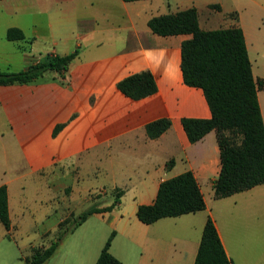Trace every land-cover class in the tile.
<instances>
[{
	"label": "crops",
	"instance_id": "0c3cea01",
	"mask_svg": "<svg viewBox=\"0 0 264 264\" xmlns=\"http://www.w3.org/2000/svg\"><path fill=\"white\" fill-rule=\"evenodd\" d=\"M172 1H0L1 72L78 52L64 78L51 71L29 84L0 86V187L8 189L12 226L8 232L0 222V264H21L33 248L49 247L72 214L110 207L119 192L116 207L89 217L47 264H96L114 232L109 252L121 264H195L209 217L233 264H264V185L215 199L217 134L191 144L182 124L212 118L204 92L187 86L181 70L182 45L192 36L161 37L148 26L154 17L196 8L201 29L213 31L217 21L201 14L213 6L227 12L228 28L244 31L259 82L264 0ZM12 29L25 39L9 41ZM143 72L155 79L154 95L133 100L119 90L121 81ZM258 99L264 120L263 88ZM164 119L171 127L151 140L147 126ZM189 171L206 210L141 223L138 209L154 204L161 183Z\"/></svg>",
	"mask_w": 264,
	"mask_h": 264
},
{
	"label": "trees",
	"instance_id": "16d2710c",
	"mask_svg": "<svg viewBox=\"0 0 264 264\" xmlns=\"http://www.w3.org/2000/svg\"><path fill=\"white\" fill-rule=\"evenodd\" d=\"M148 26L161 37L192 36L182 45L181 70L187 86L204 92L212 118L184 119L182 124L191 144L200 142L213 131L217 134L221 172L213 186L215 199H225L264 185V120L258 99V89H264V80L256 82L254 79L243 29L231 27L205 31L200 27L196 8L154 17ZM7 39L21 41L25 35L18 29H12L8 31ZM77 54L49 55L41 63L17 73L0 71V86L29 84L51 71L64 78ZM118 88L133 100H141L157 92L155 79L150 72L130 76L121 81ZM170 127L171 122L164 119L149 124L146 131L151 140H156ZM122 195L123 192H119L117 201L110 207L99 209L94 205L80 216L64 220L59 225L55 241L49 247L33 248L30 257L21 258V264H47L66 237L89 217L111 212ZM205 210L201 188L189 171L162 182L154 204L140 206L137 217L141 223L152 225L166 218H178ZM0 222L8 232L11 231L6 186L0 187ZM115 235V232L112 233L96 264H121L109 252ZM195 264H233L211 217L206 222Z\"/></svg>",
	"mask_w": 264,
	"mask_h": 264
},
{
	"label": "rangeland",
	"instance_id": "374dc122",
	"mask_svg": "<svg viewBox=\"0 0 264 264\" xmlns=\"http://www.w3.org/2000/svg\"><path fill=\"white\" fill-rule=\"evenodd\" d=\"M169 2L171 4H174V2L172 0L171 1L169 0ZM173 11L174 10H172V13H173ZM201 16H202V19H214L215 21H217L213 26H211V28L213 30H215V29H221V28L222 29H227L229 27V23L232 22V18L229 17V15L227 14V12L218 10L215 6H213L212 8L210 7V9L208 11L203 12V14H201ZM167 167H169V166H167ZM114 199H115V197L114 198L108 197L107 201L109 203L111 201H114ZM86 209H87L86 207L85 208H82L81 210H78L77 215L72 214V216L78 217L84 211H86Z\"/></svg>",
	"mask_w": 264,
	"mask_h": 264
}]
</instances>
